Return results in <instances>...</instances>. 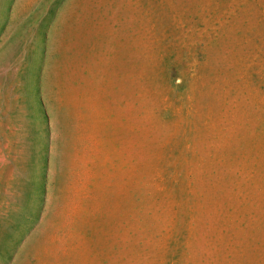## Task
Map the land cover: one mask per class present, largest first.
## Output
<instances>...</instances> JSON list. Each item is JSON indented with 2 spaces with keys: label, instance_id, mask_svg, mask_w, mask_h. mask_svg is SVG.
Here are the masks:
<instances>
[{
  "label": "rangeland",
  "instance_id": "1",
  "mask_svg": "<svg viewBox=\"0 0 264 264\" xmlns=\"http://www.w3.org/2000/svg\"><path fill=\"white\" fill-rule=\"evenodd\" d=\"M0 264H264V0H0Z\"/></svg>",
  "mask_w": 264,
  "mask_h": 264
},
{
  "label": "crops",
  "instance_id": "2",
  "mask_svg": "<svg viewBox=\"0 0 264 264\" xmlns=\"http://www.w3.org/2000/svg\"><path fill=\"white\" fill-rule=\"evenodd\" d=\"M102 121L98 133L87 135L78 142L77 149V176L94 181L96 177L97 161L98 166L102 168L103 174L107 172L110 166L112 139L110 129ZM115 154L118 155L119 169L122 166V138L121 132L119 138L114 141Z\"/></svg>",
  "mask_w": 264,
  "mask_h": 264
}]
</instances>
